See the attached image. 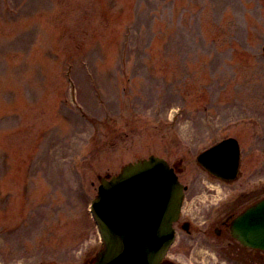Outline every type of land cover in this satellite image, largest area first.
<instances>
[{
  "label": "rangeland",
  "instance_id": "obj_1",
  "mask_svg": "<svg viewBox=\"0 0 264 264\" xmlns=\"http://www.w3.org/2000/svg\"><path fill=\"white\" fill-rule=\"evenodd\" d=\"M257 132L264 0H0V264L81 262L98 176L153 154L188 211L220 190L198 154Z\"/></svg>",
  "mask_w": 264,
  "mask_h": 264
},
{
  "label": "water",
  "instance_id": "obj_2",
  "mask_svg": "<svg viewBox=\"0 0 264 264\" xmlns=\"http://www.w3.org/2000/svg\"><path fill=\"white\" fill-rule=\"evenodd\" d=\"M240 159L238 140L227 138L198 155L213 173L232 178ZM98 195L91 211L106 248L98 264H170L163 262L175 239L173 223L184 199V185L160 156L138 159L115 175H99ZM264 240V201L255 209ZM264 246V243L262 244Z\"/></svg>",
  "mask_w": 264,
  "mask_h": 264
},
{
  "label": "flooded vegetation",
  "instance_id": "obj_3",
  "mask_svg": "<svg viewBox=\"0 0 264 264\" xmlns=\"http://www.w3.org/2000/svg\"><path fill=\"white\" fill-rule=\"evenodd\" d=\"M256 135L258 141H264L259 132ZM239 145L240 165L235 177L220 178L208 171L210 180L220 181V190L205 192L188 211L185 196L180 216L174 223L176 238L164 261L170 264H264V240L257 230L260 216L255 215V209L264 201V142L263 146L258 142L247 151L241 139ZM246 159H253L250 166H245ZM174 166L179 171L177 164ZM216 187L212 185L210 189ZM95 226L93 248L82 255L81 262L73 261L74 264H98L106 244ZM16 231L17 228L1 225L2 256L7 251L9 236Z\"/></svg>",
  "mask_w": 264,
  "mask_h": 264
}]
</instances>
